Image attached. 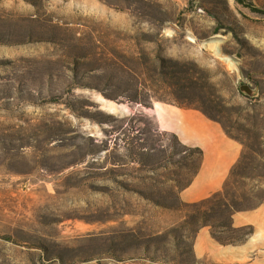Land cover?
<instances>
[{
    "label": "rangeland",
    "instance_id": "1",
    "mask_svg": "<svg viewBox=\"0 0 264 264\" xmlns=\"http://www.w3.org/2000/svg\"><path fill=\"white\" fill-rule=\"evenodd\" d=\"M163 104L241 144L222 191L181 198L203 152L159 127ZM255 208L264 0H0V264H264L233 223Z\"/></svg>",
    "mask_w": 264,
    "mask_h": 264
},
{
    "label": "crops",
    "instance_id": "2",
    "mask_svg": "<svg viewBox=\"0 0 264 264\" xmlns=\"http://www.w3.org/2000/svg\"><path fill=\"white\" fill-rule=\"evenodd\" d=\"M155 114L161 129L175 133L182 143L199 147L203 152L201 166L191 183L181 190V198L194 201L222 191L241 157V144L197 108L163 104L155 107ZM233 223L237 227L254 226L255 234L246 244L247 248L263 246L264 208L239 211L234 214ZM199 238L212 244L207 230H203Z\"/></svg>",
    "mask_w": 264,
    "mask_h": 264
},
{
    "label": "bare ground",
    "instance_id": "3",
    "mask_svg": "<svg viewBox=\"0 0 264 264\" xmlns=\"http://www.w3.org/2000/svg\"><path fill=\"white\" fill-rule=\"evenodd\" d=\"M62 2H63V0H56V4H57V5H60ZM75 4H76V3L74 2V5H75ZM65 7H68V9H72V8H73V3H71L69 6H68V5H65ZM58 10H59V9H58ZM59 11H60V10H59ZM50 16H51V15L49 14V12H47V13H45V12H40L39 15L36 17V20H37L38 22H40L41 24H44L45 26H48V25L54 23V22L50 19ZM64 29L66 30V32H67L69 35H71V36L74 35V31H73V29H71L70 27L65 26ZM37 36H40V34H37ZM110 108L114 110V109L117 108V107L115 106V104H110Z\"/></svg>",
    "mask_w": 264,
    "mask_h": 264
},
{
    "label": "trees",
    "instance_id": "4",
    "mask_svg": "<svg viewBox=\"0 0 264 264\" xmlns=\"http://www.w3.org/2000/svg\"><path fill=\"white\" fill-rule=\"evenodd\" d=\"M237 1L242 2L243 0H237ZM197 150H198L199 152H202V150H201L200 148H197ZM219 194H221V193H219ZM219 241L222 242V243H228L227 241L222 240V239H219Z\"/></svg>",
    "mask_w": 264,
    "mask_h": 264
}]
</instances>
